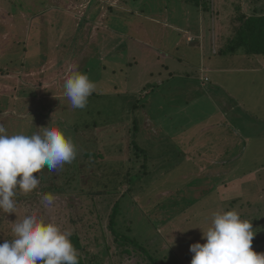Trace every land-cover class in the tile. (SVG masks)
<instances>
[{
  "label": "rangeland",
  "instance_id": "rangeland-1",
  "mask_svg": "<svg viewBox=\"0 0 264 264\" xmlns=\"http://www.w3.org/2000/svg\"><path fill=\"white\" fill-rule=\"evenodd\" d=\"M148 1L149 19L152 11L176 3ZM243 2L248 12L242 14L250 15L253 8L264 7V0ZM210 3L213 8L215 0ZM0 7L5 9L0 11V125L9 135L21 131L31 135L46 126H61L77 148L72 163L58 171L50 172L45 167L36 173L39 184L32 192L25 194L17 189L15 213L0 211V243L13 238L16 219L35 211L45 222L78 233L90 258L97 256L102 264H150L141 249L133 248L132 255H127L122 253L126 247L115 243L109 222L116 202L124 207L119 217L121 231L130 229L128 235L147 252L155 253L160 264H190V245L205 243L201 229H207L217 211L236 210L241 219L251 221L256 231L252 244L264 238V151L250 149L240 164L238 158L244 153L241 139L225 137L233 147L230 151L228 144L220 146L222 135L217 136L229 133L228 129L221 126L208 133L205 128L207 117L218 113L215 104L202 97V111L197 103L196 109L186 106L182 113L183 104L172 96L178 91L188 100L190 86L185 83L183 89L178 83L177 88L175 81L155 86L146 63L134 60L141 54L123 38L131 37L129 32L144 37L151 23L139 9H133L131 0H0ZM181 19L184 16L179 10L171 18L174 22ZM118 39L122 46H118ZM201 58L195 55L191 63L197 65ZM103 64L106 69H101ZM74 71L86 73L95 84L84 109L71 108L63 94L64 80ZM189 80L194 87L199 86L195 72ZM150 90L156 95L147 100ZM234 104L238 105L236 101ZM235 123L239 128L240 119ZM134 125L140 130L134 142L144 151L140 156L147 157L148 163L143 157L138 161L139 152L131 144L128 131ZM74 128L80 131L76 133ZM261 130L263 127L251 132ZM215 139L217 142H213ZM207 140V144L212 141V148L201 150L202 158L192 157L197 155L193 150ZM225 153L227 157L234 155L231 166L222 161ZM87 154L101 155L93 156L96 161H92L93 157H85ZM188 157L195 160L194 164L187 162ZM230 170L232 182L223 178ZM145 172L148 175L144 176ZM203 172L208 175L199 177ZM128 174L144 181L143 193L134 189L127 193ZM205 177L211 178L210 184L203 180ZM223 180L224 184L219 183ZM94 191L101 193L93 195ZM45 193L55 195L52 206L44 205ZM123 194L126 197L122 199ZM186 205L189 207L184 212ZM252 248L264 253V240Z\"/></svg>",
  "mask_w": 264,
  "mask_h": 264
},
{
  "label": "crops",
  "instance_id": "crops-1",
  "mask_svg": "<svg viewBox=\"0 0 264 264\" xmlns=\"http://www.w3.org/2000/svg\"><path fill=\"white\" fill-rule=\"evenodd\" d=\"M173 1L176 2L174 7L161 6L160 10L152 11L153 15L150 19L147 17L148 15L145 16L146 22L147 20L151 21L148 28H152V30L147 28L144 37H138L136 34L129 32L131 37L123 35V38L129 39L131 47L135 46L132 50H136L141 54V57H134V60L135 62L142 60L146 63L148 76L156 80L155 86H160V83H162L164 87L169 82L174 81L177 88L178 83L183 89H185V83L190 86L192 91L187 96L188 100L185 99L186 94L179 96L178 91L172 96V98L183 104L180 106V112L184 113L186 106H192L196 109L198 106L196 104H201L200 99L202 97L206 101L209 100L215 104L218 113L207 117L205 128L209 130L208 133L211 132L210 129H216L217 131L221 126L228 129L229 133L221 132L217 136L222 135L218 142L221 147L228 144V150L230 151L233 147L225 137L232 141L235 140V137L240 138L244 153L238 158V161L242 164L250 149L253 150L255 147L258 152L264 151V56L219 55L217 53L219 48L223 47L225 37L230 34L231 16L224 14L222 17H215L209 12L205 13L203 0L200 5L189 3L188 0ZM225 3V0L218 3L220 10H225ZM176 4H179L180 7H177ZM245 4L243 2V6ZM4 10L0 7V11ZM135 10L137 11V9ZM178 10L182 12L184 19L174 22L171 18L173 13H177ZM159 14H162V19H160ZM118 40V46H122L121 39ZM195 55L202 56L197 65L191 63L192 59H195ZM106 68L104 64L101 67V69ZM113 70L117 73L116 69ZM164 70L166 72H163ZM192 72L198 74L199 77L197 88L194 87L191 80L188 81ZM160 73L163 74L162 77H159ZM206 78L208 81L205 80ZM147 93L150 94L147 100H151L156 95L154 90L147 91ZM193 94H197L196 97H192ZM234 101L238 105H235ZM202 110L203 105L201 104ZM228 111L234 112L229 115ZM236 118L240 119L239 128L235 123ZM259 127H263V130L258 131V133L251 132ZM207 142L208 140L200 145L199 149L212 148L210 144L212 141H209L208 144ZM213 142H217V140L215 139ZM213 149L214 151L217 150L215 146ZM238 149L239 147L234 150ZM263 155L264 153L261 154V158ZM199 157L202 158V156ZM233 160L234 155L231 153L229 157L225 153L222 158V161L226 162L225 165L229 162V166L233 164ZM212 167L216 168L218 166L212 165ZM231 176H233V170L225 173L223 178H229V181L232 182ZM241 181L245 182V180ZM221 182L224 184V180L219 183ZM246 191L251 193L248 188Z\"/></svg>",
  "mask_w": 264,
  "mask_h": 264
},
{
  "label": "clouds",
  "instance_id": "clouds-1",
  "mask_svg": "<svg viewBox=\"0 0 264 264\" xmlns=\"http://www.w3.org/2000/svg\"><path fill=\"white\" fill-rule=\"evenodd\" d=\"M63 89L71 108L84 109L95 84L86 73L74 71L65 78ZM76 156L75 143L58 126L9 135L0 125V211L15 213L17 189L32 192L39 184L36 173L45 167L58 171ZM55 199L52 193L42 196L46 207ZM201 231L205 243L190 245V264H264V253L252 248L256 231L251 221L241 219L236 210L214 212L210 225ZM12 233V239L0 243V264H79L72 233L45 222L35 211L16 219Z\"/></svg>",
  "mask_w": 264,
  "mask_h": 264
},
{
  "label": "trees",
  "instance_id": "trees-1",
  "mask_svg": "<svg viewBox=\"0 0 264 264\" xmlns=\"http://www.w3.org/2000/svg\"><path fill=\"white\" fill-rule=\"evenodd\" d=\"M167 1L172 2L173 0H167ZM201 1L202 0H188L189 3H192V4L197 3L199 5L201 4ZM203 1H204L203 2L204 6H205V13L209 12V13L213 14L215 17H222L224 14H226L228 16L230 15L232 18L231 19L232 20L231 21L232 26L230 27V30H229L230 34H229V36L225 37V39H224L225 44H223V47L219 48V50L217 52L219 55H223V56L234 55L235 56V55L243 54L246 56H255V57L264 56V7L261 8L260 10H259V7L258 8L255 7V9L253 8V14H250V15L242 14V12L243 13L248 12V11L244 10L243 0H238V1L237 0H225L227 6L228 7L231 6V8H230L231 11H229L228 7H227V9L223 10L225 12L224 13L222 10H220L216 0H215V4H213V8L210 5L211 0H203ZM131 2H132L133 9H139L138 11H140V14L146 16V14L148 13V10H149L146 7L150 4V2L148 0H131ZM123 12L124 11H122L121 13H123ZM233 15H236V16H233ZM215 27H216V24H215ZM93 125H94L93 127L97 128L98 124L93 123ZM85 128L92 130L91 126H86ZM74 129L76 130V133H77V131H80V128H74ZM129 129L130 130L128 132H130V136L132 139L131 144L139 152V153H137V157H141L140 154L142 153L141 155H144V151L137 145L136 142H134V139L137 138V136L140 132L139 126L134 125L133 130H131V128H129ZM83 131H85V130H83ZM199 148H200V145L197 149L195 148V150H193V151L197 152V155L192 156V157L200 158L199 156H202V154L200 153L201 149H199ZM99 155H101V154H87L85 157H88V158L91 157L92 158L93 156L96 157ZM146 156H148L147 153H146ZM94 157H93L92 161H96L94 159ZM142 157H143V159H145V162L148 163V161H147L148 158L147 157L145 158L144 156H142ZM142 157L138 158V161H140L142 159ZM189 161H190V163H193V164L195 162V160L192 159L191 157L187 158V162H189ZM143 167H144L143 170H145L146 166H143ZM146 175H148V174H146V172H145L144 176H146ZM201 175L203 176V175H208V174L203 172V173H200L198 176L200 177ZM126 178H127L126 184L129 185V188L127 189V193H130L132 191V189L136 190V192L137 191L138 192L142 191L141 193L144 192V189H145L144 181H140V178L138 180L135 178L132 179V177H130L129 174L126 176ZM203 180L208 182V180H211V178L205 177V179H203ZM191 181L192 180H190L189 182H191ZM211 183L214 186L217 185L216 183L213 184L212 181H211ZM148 184L149 183L146 182V185H148ZM214 186L212 188L213 190H214ZM149 189L150 188H148V190ZM100 193L101 192L94 191L93 195H97ZM109 193L111 194L113 192H109ZM115 193H117V191H115ZM139 194L140 193H138V195ZM125 195L126 194H123L122 199L126 197ZM15 197H19V196L16 195ZM187 207H189V205H186L184 207V209H182V211L185 212ZM123 209H124V207L121 205V202H116V204H114L112 213L110 215L109 230L111 231V233L114 237L115 243L118 246L126 247L122 251V253H125L127 255H132L131 249H133V248L134 249H141L142 251H144V253L150 259V264H160L159 259L157 258V255L155 253L150 254L149 252H147L148 250L142 244H140L138 241H136L130 235H128L127 232L130 229L127 232L124 230H123V232L121 231V228H119V217L122 215ZM122 225H123V228L125 229V224H122ZM70 239H71V242L73 243L74 247L78 251L79 264H102V263L98 262L100 260L99 257L93 256L92 258H90V252L87 251V247L83 244V240L81 239V237L78 233L72 234ZM263 240H264V238H259L258 240L254 241L252 244V247L253 246L255 247V245H258L259 242H262ZM261 252H262V250L259 249L258 253H261Z\"/></svg>",
  "mask_w": 264,
  "mask_h": 264
},
{
  "label": "built area",
  "instance_id": "built-area-1",
  "mask_svg": "<svg viewBox=\"0 0 264 264\" xmlns=\"http://www.w3.org/2000/svg\"><path fill=\"white\" fill-rule=\"evenodd\" d=\"M206 81H208V79Z\"/></svg>",
  "mask_w": 264,
  "mask_h": 264
}]
</instances>
